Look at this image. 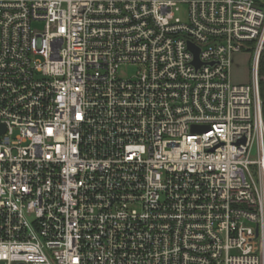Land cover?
<instances>
[{
    "label": "built area",
    "instance_id": "2783aa9c",
    "mask_svg": "<svg viewBox=\"0 0 264 264\" xmlns=\"http://www.w3.org/2000/svg\"><path fill=\"white\" fill-rule=\"evenodd\" d=\"M263 50L254 0H0V264H264Z\"/></svg>",
    "mask_w": 264,
    "mask_h": 264
},
{
    "label": "rangeland",
    "instance_id": "374dc122",
    "mask_svg": "<svg viewBox=\"0 0 264 264\" xmlns=\"http://www.w3.org/2000/svg\"><path fill=\"white\" fill-rule=\"evenodd\" d=\"M258 4L264 5V0H254ZM32 28L35 30H42L43 24L38 23L32 25ZM136 69L128 67L123 69L122 73L124 75L131 76L135 73ZM261 77L258 76V80ZM231 80L234 83H249L251 81V55L243 53L233 57V65L231 67ZM259 82V81H258Z\"/></svg>",
    "mask_w": 264,
    "mask_h": 264
},
{
    "label": "trees",
    "instance_id": "16d2710c",
    "mask_svg": "<svg viewBox=\"0 0 264 264\" xmlns=\"http://www.w3.org/2000/svg\"><path fill=\"white\" fill-rule=\"evenodd\" d=\"M258 5L264 7L263 4ZM258 76L261 77V79L259 80V93L262 102V116L264 121V50L262 51L259 59Z\"/></svg>",
    "mask_w": 264,
    "mask_h": 264
}]
</instances>
